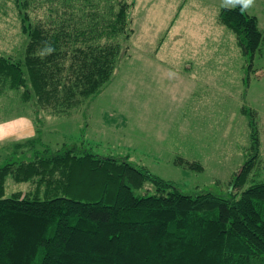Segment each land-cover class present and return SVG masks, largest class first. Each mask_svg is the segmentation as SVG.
<instances>
[{
	"label": "trees",
	"instance_id": "trees-1",
	"mask_svg": "<svg viewBox=\"0 0 264 264\" xmlns=\"http://www.w3.org/2000/svg\"><path fill=\"white\" fill-rule=\"evenodd\" d=\"M12 1L25 41L14 55L0 51V93L17 90L50 113L99 93L124 53L119 38L132 33L133 0ZM42 7L43 17L31 16ZM217 19L252 56L257 17L222 7ZM46 46L53 51L41 57ZM249 117L253 153L227 194L187 193L126 158L54 149L40 137L6 145L0 264H264V180L243 187L259 149ZM7 177L27 187L7 193ZM148 182L151 192L139 193Z\"/></svg>",
	"mask_w": 264,
	"mask_h": 264
},
{
	"label": "rangeland",
	"instance_id": "rangeland-1",
	"mask_svg": "<svg viewBox=\"0 0 264 264\" xmlns=\"http://www.w3.org/2000/svg\"><path fill=\"white\" fill-rule=\"evenodd\" d=\"M221 4L133 0L132 33L119 38L124 53L111 79L67 113L24 103L17 90L0 93V163L6 145L35 136L54 149L64 143L126 158L187 193L227 194L253 153L251 113L259 149L243 187L264 180V0L246 11L261 31L252 56L218 22ZM24 41L13 1L0 0V51L14 55ZM9 178L7 193L27 187Z\"/></svg>",
	"mask_w": 264,
	"mask_h": 264
},
{
	"label": "clouds",
	"instance_id": "clouds-1",
	"mask_svg": "<svg viewBox=\"0 0 264 264\" xmlns=\"http://www.w3.org/2000/svg\"><path fill=\"white\" fill-rule=\"evenodd\" d=\"M255 3V0H222V7L229 8H239L241 12L247 11L250 9ZM53 48L50 46H46L39 52V55L43 57L46 54H51Z\"/></svg>",
	"mask_w": 264,
	"mask_h": 264
}]
</instances>
